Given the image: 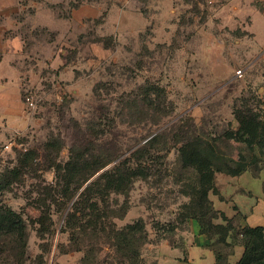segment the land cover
<instances>
[{"label":"rangeland","instance_id":"1","mask_svg":"<svg viewBox=\"0 0 264 264\" xmlns=\"http://www.w3.org/2000/svg\"><path fill=\"white\" fill-rule=\"evenodd\" d=\"M115 1L20 0L21 98L29 119L0 141V206L21 214L26 239L23 244L15 231L2 229L0 264H85L84 252L73 251L65 230L68 209L90 182L120 163L130 167L135 159L142 161L143 152L147 169L131 180L126 214L112 222L122 229L142 221L143 235L137 234L147 241L139 248L142 256L162 243L177 245L189 200L180 185L194 179L191 170L176 164L177 142L234 129L228 119L244 86L264 95V80L240 81L236 75L245 65L236 47L225 50L237 80L177 81L199 73L193 47L208 42L199 31L209 23L204 0H178L184 4L178 24L186 28L165 42L151 27L132 38L125 32V7ZM136 1L143 12L149 0ZM210 23L218 27L220 20ZM192 25L197 30H189ZM152 86L166 98L159 111L150 103ZM27 97L34 110L26 106ZM102 163L107 164L89 177ZM74 165L77 170L69 171ZM123 201L111 195L100 207L118 214ZM91 245L95 250L105 246L97 264L116 263L103 234ZM141 264L151 260L143 257Z\"/></svg>","mask_w":264,"mask_h":264},{"label":"crops","instance_id":"2","mask_svg":"<svg viewBox=\"0 0 264 264\" xmlns=\"http://www.w3.org/2000/svg\"><path fill=\"white\" fill-rule=\"evenodd\" d=\"M115 2L116 5L123 3L125 7V32L132 38L151 27L156 38L165 42L175 35L176 30L185 27L178 24L181 7H184L178 0H149L145 7L147 12L137 9L136 0ZM202 5L208 11L206 18L209 23L199 30L208 42L193 47L199 55V73L194 75L189 72L177 81L216 83L237 80L232 73V59L227 55L226 47L243 51L245 65L239 70L240 81L264 80V74L258 72L264 69V0H224L211 7L204 1ZM20 6V0H0V141L18 133L29 119L21 98L24 52L22 37L18 33ZM213 18L220 20L218 27L210 23ZM197 27L192 25L189 30L193 32ZM253 44L254 48H249ZM244 88L243 92L241 90L243 95L248 87ZM229 116L231 121L232 114ZM216 187L219 194L209 196V199L214 209L230 222L231 229L225 242L232 248L226 264H236L244 251L238 231L262 227L264 234V166L258 174L249 170L233 177L216 175ZM215 223L226 224L220 218ZM183 228L177 245L162 243L143 257L150 259L151 264H215L212 240L201 233L197 221L188 219Z\"/></svg>","mask_w":264,"mask_h":264},{"label":"trees","instance_id":"3","mask_svg":"<svg viewBox=\"0 0 264 264\" xmlns=\"http://www.w3.org/2000/svg\"><path fill=\"white\" fill-rule=\"evenodd\" d=\"M150 90H154L150 103L156 106V111H159L161 106L167 105L163 90L155 86L150 87ZM247 92L248 94H242L237 100L238 105L232 107L230 122H234V129L224 130L220 135L212 137L200 135L191 138L183 137L177 142L176 164L178 162L180 169H189L194 174L193 180L187 181L186 184L184 181L182 186L179 184L180 192L189 198L184 222L188 219L197 221L201 233L212 240L211 245L216 253L215 264H226L232 248L225 242L231 229L230 222L224 214L214 209L209 199L210 194L214 196L219 194L216 187V175L233 177L249 170L258 174L264 166V95H255L246 90L245 93ZM151 141L152 139L147 141L138 152L144 151ZM232 141L237 142L238 147H233L230 143ZM146 155L147 153L143 152L142 161L135 159L130 167L120 163L102 173L86 186L68 209L64 221L65 230L69 235L73 251L84 252L85 264H97L98 255L105 247L95 250L91 245L97 240L98 233L105 236L108 252L112 253L113 259L117 257L115 264H141L143 256L139 253V248L144 243L145 237L137 238V234L143 235L142 221L117 229L112 220L121 219L126 214L129 184L131 180L141 176L140 174L143 175V171L147 169L143 161ZM132 156L135 158L134 155ZM106 164L97 166L89 177ZM75 170H77L76 165L69 169V171ZM86 182L87 180L84 181ZM100 182L103 184L98 189ZM111 195L124 198L118 214L100 207L102 202L108 203ZM219 218L226 224H216L215 221ZM2 229L15 231L24 244L26 223L21 214L5 206H0V232ZM238 236L244 251L236 264H264L262 227L239 230ZM220 246L228 248L229 252L223 254Z\"/></svg>","mask_w":264,"mask_h":264},{"label":"built area","instance_id":"4","mask_svg":"<svg viewBox=\"0 0 264 264\" xmlns=\"http://www.w3.org/2000/svg\"><path fill=\"white\" fill-rule=\"evenodd\" d=\"M204 1H205V4L207 6H209V7L215 6V5L219 4V3L224 2V0H204ZM236 75L240 76V71H237ZM25 104L29 108V110H34L35 109L34 103L28 97L25 99Z\"/></svg>","mask_w":264,"mask_h":264}]
</instances>
